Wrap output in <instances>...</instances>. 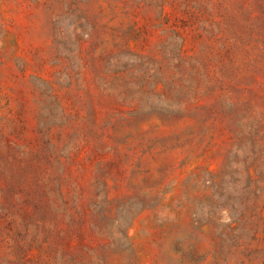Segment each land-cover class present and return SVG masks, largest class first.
<instances>
[{"label":"rangeland","instance_id":"obj_1","mask_svg":"<svg viewBox=\"0 0 264 264\" xmlns=\"http://www.w3.org/2000/svg\"><path fill=\"white\" fill-rule=\"evenodd\" d=\"M0 264H264V0H0Z\"/></svg>","mask_w":264,"mask_h":264}]
</instances>
